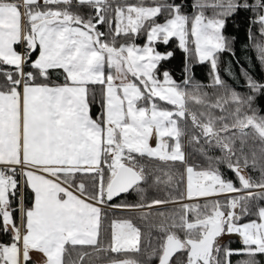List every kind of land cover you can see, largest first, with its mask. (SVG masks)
Masks as SVG:
<instances>
[{"label": "snow or ice", "instance_id": "1", "mask_svg": "<svg viewBox=\"0 0 264 264\" xmlns=\"http://www.w3.org/2000/svg\"><path fill=\"white\" fill-rule=\"evenodd\" d=\"M257 68L264 0H0V264H262Z\"/></svg>", "mask_w": 264, "mask_h": 264}, {"label": "trees", "instance_id": "2", "mask_svg": "<svg viewBox=\"0 0 264 264\" xmlns=\"http://www.w3.org/2000/svg\"><path fill=\"white\" fill-rule=\"evenodd\" d=\"M227 31H228V34L234 35L236 37V42L234 44L236 56L233 57L228 53L221 54V57H220V74H221V77L226 82L233 85L234 87H237V85L243 84V80L240 77V68H239V66L236 65V60H240L241 63H244L245 61L248 60L249 57H252L254 55V53L251 50L244 48V45L247 43V41H246L245 28L243 26H241L239 29H236L234 26H230ZM137 43L142 44L143 39H139L137 41ZM172 46L174 47L175 45L173 44ZM182 61H183V55H182V53L178 52L175 59L172 60L171 63L168 65V67H170L173 70L174 76L177 80H179L182 76V72H181ZM229 62H231L232 71L234 73V76L237 79H233V78L229 77L224 71L225 68H227L229 66ZM208 72H209V66L207 64L197 65L195 67L196 79L203 82V83H210V77L208 75ZM256 76L258 79L262 78V77H264V72H261L259 70V68H257ZM237 90L242 91V88L237 87ZM205 91H207L210 95L213 93V90L210 88L205 89ZM93 112L94 113L96 112V107L93 108ZM262 114H264V113H262ZM229 176H231V174H229ZM149 195L151 198L155 194L150 193ZM134 199H135L134 197H128L127 198L129 203L133 202ZM121 202H123V201L122 200L114 201V203H121ZM136 215H137V213H134V212H131V213L130 212H119V211H117L115 213L110 212L108 219L105 220L104 226L102 229V237H103L102 243H105V244L107 243V237H106L105 233L107 232L109 222L112 218H120L122 216H131V217L135 218ZM136 222L138 224H141V226H143L139 220H137ZM244 222H246V221H244ZM224 243L228 244L229 247L234 248V249L241 247L239 240L236 238H229ZM110 255L115 256L116 254H110ZM245 259H247V257L242 256V255H234L231 257L232 264H241V262ZM262 264H264V261H262Z\"/></svg>", "mask_w": 264, "mask_h": 264}, {"label": "rangeland", "instance_id": "3", "mask_svg": "<svg viewBox=\"0 0 264 264\" xmlns=\"http://www.w3.org/2000/svg\"><path fill=\"white\" fill-rule=\"evenodd\" d=\"M202 202V201H201ZM229 238H236V239H238L236 236H226L225 238H224V241H223V243L227 240V239H229ZM239 240V239H238ZM39 259H40V257L38 256V255H33V260L34 261H37V262H39Z\"/></svg>", "mask_w": 264, "mask_h": 264}]
</instances>
